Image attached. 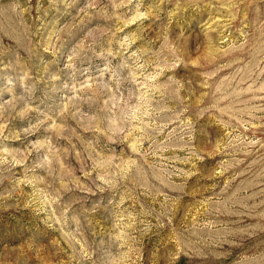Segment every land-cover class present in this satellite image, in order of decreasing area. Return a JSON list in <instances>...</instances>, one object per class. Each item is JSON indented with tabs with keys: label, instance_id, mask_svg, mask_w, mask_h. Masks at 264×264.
<instances>
[{
	"label": "rangeland",
	"instance_id": "obj_1",
	"mask_svg": "<svg viewBox=\"0 0 264 264\" xmlns=\"http://www.w3.org/2000/svg\"><path fill=\"white\" fill-rule=\"evenodd\" d=\"M0 264H264V0H0Z\"/></svg>",
	"mask_w": 264,
	"mask_h": 264
}]
</instances>
